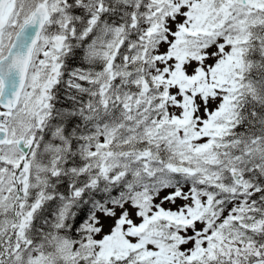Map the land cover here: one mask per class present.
<instances>
[{"label":"snow or ice","instance_id":"obj_1","mask_svg":"<svg viewBox=\"0 0 264 264\" xmlns=\"http://www.w3.org/2000/svg\"><path fill=\"white\" fill-rule=\"evenodd\" d=\"M0 264H264V0H0Z\"/></svg>","mask_w":264,"mask_h":264}]
</instances>
